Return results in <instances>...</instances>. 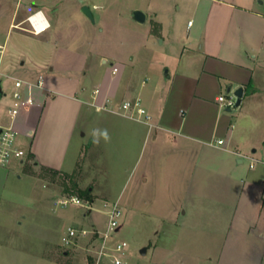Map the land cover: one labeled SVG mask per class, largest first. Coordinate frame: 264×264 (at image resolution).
Masks as SVG:
<instances>
[{
    "label": "rangeland",
    "instance_id": "374dc122",
    "mask_svg": "<svg viewBox=\"0 0 264 264\" xmlns=\"http://www.w3.org/2000/svg\"><path fill=\"white\" fill-rule=\"evenodd\" d=\"M71 1L65 2L66 15L55 14L66 37L63 44L91 54L95 63L106 59L96 74L100 79V70L110 67L116 75L113 86L121 77L117 97L108 98L107 107L115 112L86 106L65 170L56 174L42 170L40 163L33 164L28 157L30 129H17L18 144L27 157L23 163L14 160L0 166V264H97L94 251L102 236L81 238L69 245L61 237L70 226L104 229V211L114 201L119 202L123 216L113 239L128 242L124 264H215L236 204L241 205L240 218L249 212H255L257 219L264 215V164L257 162L251 168L247 156L264 159V69L256 70L244 104L229 111L234 123L233 146L244 160L231 180L228 172L219 171L225 155L220 150L205 146L196 155L191 147L144 139L147 126L124 116L120 108L123 100L132 98H124L122 93L128 76L138 88L148 77L143 88L146 93L157 75L165 74L167 67L175 68V62L166 67L161 62L171 51L167 31L171 33L176 23L185 29L191 16L190 0ZM248 1L260 6V0ZM84 6L90 7L95 20L83 11ZM135 9L146 14L144 22L134 19ZM155 14L163 28L158 37L153 31ZM157 84L161 85V100L167 99L162 81ZM20 111L24 114L25 108ZM94 130H107L109 139L99 136V143H94ZM202 155L209 163L201 161ZM203 164L208 169L198 168ZM244 182L248 187L242 195L226 192ZM75 184L88 190L93 201L76 190ZM71 194L85 205L58 202ZM142 247H147L145 254Z\"/></svg>",
    "mask_w": 264,
    "mask_h": 264
},
{
    "label": "crops",
    "instance_id": "0c3cea01",
    "mask_svg": "<svg viewBox=\"0 0 264 264\" xmlns=\"http://www.w3.org/2000/svg\"><path fill=\"white\" fill-rule=\"evenodd\" d=\"M68 1L71 0H0V43L5 45L0 64L1 85L9 80L2 85L0 101L5 109L0 108L5 114L0 113V119L8 121L6 107L13 103L15 80L36 81L42 76L43 86L34 90L35 102L24 107V114L20 115L19 110L14 126L20 131L30 129L28 152L33 154L36 165L60 171L65 170L70 145L86 106L97 107L108 98H116L121 79L118 77L113 86L116 75L111 67L100 70V79L96 74L106 59L95 63L91 54L63 44L66 37L57 26L55 14L66 15ZM259 2L260 6L248 0H190L191 16L185 29L176 23L171 33L167 31L171 51L161 62L164 67L175 62V68L167 67L165 74L157 75L146 93L143 88L148 77L138 88L128 76L122 86L124 98L140 97L153 116L151 124L131 118L147 126L144 139L191 147L196 155L205 146L218 149L225 154L223 160L218 159L222 160L219 171L228 172L231 180L244 160L239 148L233 146L230 110L222 108L217 97L229 88L243 86V105L256 70L264 69V7L263 0ZM36 11L46 17L41 25L46 24V28L31 31L29 16ZM156 18L157 14L152 18V30L158 37L163 28ZM159 81L167 99L161 100ZM104 109L115 112L108 107L100 111ZM218 139L224 142L218 143ZM247 156L255 159L253 155ZM201 161L208 159L202 155ZM247 187L244 182L240 188L234 185L226 192L238 191L242 195ZM239 207L236 204L228 237L215 264H264V215L259 214L257 219L255 212H249L243 219Z\"/></svg>",
    "mask_w": 264,
    "mask_h": 264
},
{
    "label": "built area",
    "instance_id": "2783aa9c",
    "mask_svg": "<svg viewBox=\"0 0 264 264\" xmlns=\"http://www.w3.org/2000/svg\"><path fill=\"white\" fill-rule=\"evenodd\" d=\"M46 17L41 11H36L29 16V22L32 26L31 31H40L46 28ZM5 50V45L0 43V64L1 58ZM117 71V67L113 68ZM2 71L0 69V79ZM1 83V80H0ZM43 86V78L40 76L36 81L16 79L15 89L13 91V103L6 107L8 121L6 123L0 121V166H7L12 161L17 160L20 163L25 161L27 157L26 151L18 144V131L14 126V120L21 107L29 106L35 102L34 90L36 87ZM98 89L96 90V92ZM231 91V90H230ZM228 91L218 95L217 101L224 109H232L236 107L237 96L234 92ZM108 99L103 104L97 105L98 109L107 108ZM121 112L133 119L140 120L146 123L152 122L153 116L142 103L140 97L123 100L120 105ZM218 143H223V139H218ZM257 162H263L258 159L250 161V167L254 168ZM261 186L264 192V177L261 180ZM62 205L69 203L85 205L82 199L74 194L62 197L58 200ZM107 215V224L104 229L85 228L70 226L61 237L63 244H74L78 239L93 237L99 234L102 236V241L97 249H95V256L97 264L107 262L110 264H124L127 256L128 242L124 239L114 240V235L121 226L123 211L118 201H114L107 210L104 211Z\"/></svg>",
    "mask_w": 264,
    "mask_h": 264
},
{
    "label": "water",
    "instance_id": "95a60500",
    "mask_svg": "<svg viewBox=\"0 0 264 264\" xmlns=\"http://www.w3.org/2000/svg\"><path fill=\"white\" fill-rule=\"evenodd\" d=\"M83 11L92 19V20H95L94 19V15L92 13V10L90 9L89 6H84L83 7ZM133 17L134 19H136L137 21L139 22H144L146 20V14L140 10V9H135L134 12H133ZM228 91H230V88L228 89ZM234 93L236 94L237 96V103H236V106H240L241 105V102H242V96L244 94V87L243 86H239L235 89ZM3 95V89H2V85L0 83V98L2 97ZM230 110V109H229ZM141 253L145 254L147 252V247H142L141 248Z\"/></svg>",
    "mask_w": 264,
    "mask_h": 264
},
{
    "label": "trees",
    "instance_id": "16d2710c",
    "mask_svg": "<svg viewBox=\"0 0 264 264\" xmlns=\"http://www.w3.org/2000/svg\"><path fill=\"white\" fill-rule=\"evenodd\" d=\"M28 157H29V159L32 160V159H33V154L28 153ZM33 164L36 165L35 162H34ZM40 167H41L42 170H44L45 172H53L54 174L60 172V170H57V169H54V168H51V167H47V166H43V165H41ZM75 189L78 190V191H80V192L83 191V190H81L80 188H78V185H77V184H75ZM83 193L85 194V197H86L87 199L93 201V197L90 195V193H89L88 190L83 191ZM83 193H82V194H83Z\"/></svg>",
    "mask_w": 264,
    "mask_h": 264
},
{
    "label": "clouds",
    "instance_id": "9594fccd",
    "mask_svg": "<svg viewBox=\"0 0 264 264\" xmlns=\"http://www.w3.org/2000/svg\"><path fill=\"white\" fill-rule=\"evenodd\" d=\"M99 136H102L105 141H107L109 139V135H108L107 130H103V131L94 130L93 131V138H94L93 142L94 143H99V139H98Z\"/></svg>",
    "mask_w": 264,
    "mask_h": 264
}]
</instances>
